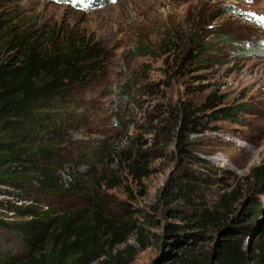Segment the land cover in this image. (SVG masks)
<instances>
[{
  "label": "rangeland",
  "instance_id": "1",
  "mask_svg": "<svg viewBox=\"0 0 264 264\" xmlns=\"http://www.w3.org/2000/svg\"><path fill=\"white\" fill-rule=\"evenodd\" d=\"M262 18L264 0H0V22L6 29L43 34L45 40L56 32L70 34L79 46L87 45L89 62L95 64L94 82L64 111L69 140L63 156L72 155L74 162L60 172L67 184L77 168L90 202L22 194L0 184V220L21 221L13 211L19 206L52 217L79 211L77 224L93 225L98 217L99 244L108 238L106 227L137 221L146 232L147 247L132 264H172L163 260L166 247L158 240L167 225L180 222L169 214L175 204H166L161 195L175 192L191 173L208 181L200 188L206 204H217L237 185L242 194L253 192L263 212L259 229L244 238L242 247L257 254L264 247V183L246 178L257 168L264 176ZM191 42L205 47L196 63L182 60ZM3 54L13 52L5 49ZM183 105L199 111L192 117L196 126L181 132L172 127L171 116ZM225 108L237 115L219 119L217 111ZM120 152L129 159L119 164ZM132 161L144 168L139 179L130 171ZM59 231L50 226L39 245L42 251L50 249V235ZM136 237L130 234L126 243L105 251L138 250ZM207 240L212 243L213 235ZM28 254L20 235L0 229V256L24 263Z\"/></svg>",
  "mask_w": 264,
  "mask_h": 264
},
{
  "label": "trees",
  "instance_id": "2",
  "mask_svg": "<svg viewBox=\"0 0 264 264\" xmlns=\"http://www.w3.org/2000/svg\"><path fill=\"white\" fill-rule=\"evenodd\" d=\"M44 37L43 34L33 37L25 32L14 33V28L6 29L5 22H0V184L22 194L77 197L89 203L77 168L71 170V181L67 184L62 181L60 172L74 162L72 155L63 156L69 121L63 116L64 111L70 110L75 104L73 99L94 82L95 64L89 62L92 57L87 55V45L79 46L70 34L56 32L46 40ZM191 43L183 51L182 60L186 63L200 60L205 48L197 42ZM5 49L13 54L4 57ZM174 111L172 127L184 132L196 126L197 120L192 117L199 109L183 105ZM216 114L219 119L229 120L237 111L225 108ZM119 158V164L129 159L122 152ZM132 163L130 171L139 179L144 168L135 166V161ZM259 171L254 169L246 180L253 176L255 184L262 185L264 176L259 177ZM205 184L207 180L186 173L175 192L163 191L161 198L165 203L175 204L169 214L180 223L167 225L160 235L159 245L166 247L167 252L162 259L165 256V263L172 264H264V247L254 256L242 247L244 238L259 229L257 219L263 212L262 204L252 191L244 190L242 194L239 185L223 194L217 204H206L200 194ZM100 206L101 202L96 203L95 209ZM13 211L21 221L0 220V229L20 235L29 254L24 263L16 257L2 255L0 264H93L100 261L101 264H132L137 252L147 247L146 232L137 221L123 220L111 229L106 227L104 233L108 238L99 244L96 230L100 227L96 216L94 224L89 225L75 223L79 211L60 217L30 206L13 207ZM105 222L112 221L105 219ZM52 225L59 226L60 231L50 235L53 244L48 251H42L39 245L49 235ZM133 233L137 234L138 250L127 247L114 254L105 251L106 246L114 249L126 243ZM211 235L212 243L207 240ZM260 235L264 236V226Z\"/></svg>",
  "mask_w": 264,
  "mask_h": 264
},
{
  "label": "snow or ice",
  "instance_id": "3",
  "mask_svg": "<svg viewBox=\"0 0 264 264\" xmlns=\"http://www.w3.org/2000/svg\"><path fill=\"white\" fill-rule=\"evenodd\" d=\"M261 26L264 27V18L261 20Z\"/></svg>",
  "mask_w": 264,
  "mask_h": 264
}]
</instances>
